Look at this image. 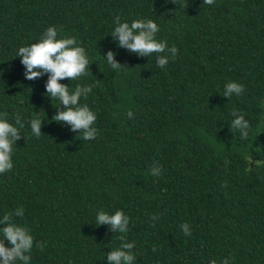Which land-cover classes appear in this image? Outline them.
I'll list each match as a JSON object with an SVG mask.
<instances>
[{
	"label": "trees",
	"instance_id": "trees-1",
	"mask_svg": "<svg viewBox=\"0 0 264 264\" xmlns=\"http://www.w3.org/2000/svg\"><path fill=\"white\" fill-rule=\"evenodd\" d=\"M116 16L155 21L176 59L160 68L155 53L119 48ZM48 27L75 37L89 57L86 75L60 83L70 93L93 86L80 104L96 114L94 140L52 120L62 106L47 96V75L25 79L17 52ZM109 51L128 68L113 70ZM229 81L244 93L223 97ZM234 109L250 123L247 140L230 128ZM5 112L18 128L19 113L24 127L13 169L0 174V218L23 207L14 221L34 238L30 264H107L122 235L136 245L134 264H264V163L255 164L264 161V0H0ZM34 114L44 122L39 137ZM101 210L123 211L128 231L99 226Z\"/></svg>",
	"mask_w": 264,
	"mask_h": 264
},
{
	"label": "clouds",
	"instance_id": "clouds-1",
	"mask_svg": "<svg viewBox=\"0 0 264 264\" xmlns=\"http://www.w3.org/2000/svg\"><path fill=\"white\" fill-rule=\"evenodd\" d=\"M215 0H203V5H213ZM183 6V5H182ZM115 28L111 36L118 43L119 48L127 49L130 53H135L140 57H150L157 54L156 64L160 68H164L169 59L175 60L178 49L175 46L168 47L167 41H159L156 34L160 31L157 23L151 19L133 20L131 23L121 22L119 16L115 17ZM17 56L21 59V63L25 67V79L32 81L47 75L48 79L45 84L46 93L51 100L59 101L57 113L52 120L70 126L72 132H79L85 141L94 140L98 136V129L94 127L97 119L96 114L90 110L87 104H80L83 97L87 99L92 92V85H77L70 93L69 87L60 83L65 79L76 80L86 75V69L89 66V57L86 50L82 46H78L75 37L58 38L56 27H48L42 34L38 42L32 43L30 46L20 47ZM116 53L109 51L106 55L107 64L117 72L128 67L116 61ZM105 58V57H104ZM223 97L228 100L233 96H240L244 93V85L229 81L224 86ZM129 118H133V112H127ZM233 120L230 128L239 132L241 139L247 140L249 136L250 123L245 116L237 110L231 113ZM8 113H0V174H4L13 169L12 162L13 144L23 138L20 129L24 127L21 123L22 117L17 113L15 122L20 127L13 126L8 122ZM44 122L38 114H34L30 120L31 132L39 137L42 134V125ZM250 164L253 159L249 157ZM264 161H255L256 167ZM252 168H250L251 170ZM151 174L159 176L161 167L154 164ZM227 187V183L223 184ZM24 215L23 207L9 212L0 218V232L3 238L0 239V264H30L31 252L34 246V238L30 234V230L26 226L18 225L14 221V217H22ZM159 217L153 215L151 220L156 221ZM97 223L100 225H108L113 233H126L129 227V217L121 210H117L114 214H108L101 210L96 216ZM154 226V225H153ZM182 231L186 236H191L190 226L187 223L181 225ZM121 244L115 250L107 253V264H134L135 255L133 249L135 243L126 242L125 236L120 237ZM7 242L10 247L5 246ZM35 247L41 251L44 250L46 244L35 242ZM153 251H156L155 247ZM210 264H218L213 259ZM219 264H230L228 258H223Z\"/></svg>",
	"mask_w": 264,
	"mask_h": 264
}]
</instances>
